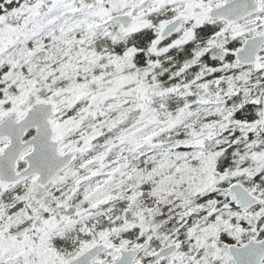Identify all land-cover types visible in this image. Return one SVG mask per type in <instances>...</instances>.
<instances>
[{
  "label": "snow or ice",
  "instance_id": "obj_1",
  "mask_svg": "<svg viewBox=\"0 0 264 264\" xmlns=\"http://www.w3.org/2000/svg\"><path fill=\"white\" fill-rule=\"evenodd\" d=\"M0 264H264V0H0Z\"/></svg>",
  "mask_w": 264,
  "mask_h": 264
}]
</instances>
